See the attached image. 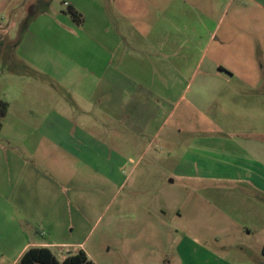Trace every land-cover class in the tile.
I'll return each mask as SVG.
<instances>
[{
    "label": "rangeland",
    "instance_id": "374dc122",
    "mask_svg": "<svg viewBox=\"0 0 264 264\" xmlns=\"http://www.w3.org/2000/svg\"><path fill=\"white\" fill-rule=\"evenodd\" d=\"M69 5L83 16L81 24L69 14ZM219 46L228 47L229 51L250 49L253 55L258 53L253 77L264 78V0H0V100L7 101L6 96L14 95L10 79L34 75L43 86L52 85L64 107H68L67 103L75 110L71 120L77 124L78 120L85 122L88 128L106 124L112 130L120 125L112 113L119 110L121 98L115 94H132L122 82L140 81L138 85L148 89L150 94L138 89L139 100L147 94L154 96L147 104L145 100L137 102L140 115L136 122L141 134L121 131L122 163L102 151L104 155L98 152L94 165L86 166L93 197L99 200L98 196L105 192L108 204L101 219L95 224L96 214L88 226L94 227L86 248L95 256L96 264H182L175 253L167 254L160 243L143 252L133 231H123L118 239L115 209L130 192L132 181L146 175L149 167L151 155L138 141L145 144L156 134L155 148L163 151L165 158L174 157L180 149L193 146L208 135L195 133L197 127H209L213 119L218 123L215 116L205 120L195 114L209 115L213 111L210 87H201V79H224L219 70L210 67L213 51ZM25 64L29 66L26 69ZM12 71L23 73L19 76ZM130 111L135 112L129 107ZM142 112H149L154 119L147 122ZM169 135L170 140L164 141ZM61 147L59 162L65 163L68 158L73 172L80 171L79 160ZM116 168L125 178L129 176L117 195L115 188L104 186L100 180L109 179ZM158 169L162 166L155 167L156 173ZM185 184L189 190L197 188L194 182ZM237 184L236 190L250 189L247 182ZM215 200L220 205L217 214L205 213L201 217L204 223L197 235L201 236V245L193 246V251H198L197 258H209L210 251L225 263L264 264L260 252L264 227L253 224L232 228L233 220L238 223L247 219L243 204L229 196H217ZM129 221L124 218L118 224L129 225ZM191 221L188 210V224ZM55 249L58 251L59 247ZM197 258V264H203Z\"/></svg>",
    "mask_w": 264,
    "mask_h": 264
},
{
    "label": "crops",
    "instance_id": "0c3cea01",
    "mask_svg": "<svg viewBox=\"0 0 264 264\" xmlns=\"http://www.w3.org/2000/svg\"><path fill=\"white\" fill-rule=\"evenodd\" d=\"M255 55L250 49L229 51L223 46L214 49L210 67L219 70L224 79H201V87H210L213 111L209 115L204 112L195 115L205 120L210 115L211 119L213 116L218 119V123L214 119L213 123L209 121V127L195 129V133L208 134L200 139L203 143L182 148L174 157L165 158L166 154L155 148L156 134L145 144L133 140L144 146L151 161L146 175L133 180L130 192L116 204L118 239L123 231L130 230L139 238L138 244L142 243L143 252L160 243L167 254L175 253L182 264H197L194 258L198 251H193V246L201 245L198 242L201 236H197L204 223L201 217L205 213L217 214L220 208L215 200L217 196L238 199L244 206L243 216L248 220L240 219L238 223L233 220L232 228L253 224L264 227V78L253 77L258 53L254 61ZM32 76L10 79L9 87L14 95L6 96L10 108L0 130V264H17L34 247L49 248L59 261L83 251L96 264L95 256L86 248L94 227L88 229V226L96 214L95 224L101 219L108 204L105 192L98 196L99 200L93 197L86 166L94 165L98 152L102 154V151L122 163L121 131L141 134L136 122L140 115L137 102L145 100L147 104L154 96L138 85L140 81H124L122 86L132 94H115L121 98L119 110L112 113L120 125L112 130L106 124L88 128L85 122L78 120L77 124L71 120L75 110L67 103L68 107L61 104L63 99L60 100L52 85L45 87ZM139 88L149 93L141 100L137 97ZM129 107L135 112H128ZM141 114L147 122L154 119L149 112ZM108 133L111 137H106ZM166 138L164 141H169L170 135ZM60 145L67 155L79 160L80 171L73 172L68 158L65 163L59 162ZM91 145L93 148L89 149ZM158 165L162 169L156 173ZM128 177L116 168L109 179L100 180L104 186L115 188L117 195ZM206 181L211 184H197ZM187 182L196 183L197 188L189 190ZM237 182H247L250 189L236 190ZM188 210L192 218L189 224ZM124 218L130 220L129 225L118 224ZM263 248L264 245L261 253ZM186 249L189 253H185ZM208 256L197 259L203 264H230L210 251Z\"/></svg>",
    "mask_w": 264,
    "mask_h": 264
},
{
    "label": "trees",
    "instance_id": "16d2710c",
    "mask_svg": "<svg viewBox=\"0 0 264 264\" xmlns=\"http://www.w3.org/2000/svg\"><path fill=\"white\" fill-rule=\"evenodd\" d=\"M69 14L74 20L81 24L83 16L73 7L69 6ZM26 69V67H24ZM10 104L5 100H0V130L4 125L5 118L9 112ZM264 255V248H263ZM17 264H95L89 260L86 254L81 251L77 255H70L64 261H59L53 252L47 247H34L24 253Z\"/></svg>",
    "mask_w": 264,
    "mask_h": 264
}]
</instances>
